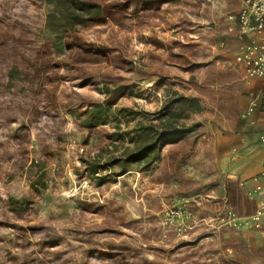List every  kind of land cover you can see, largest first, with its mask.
Wrapping results in <instances>:
<instances>
[{"label":"rangeland","instance_id":"1","mask_svg":"<svg viewBox=\"0 0 264 264\" xmlns=\"http://www.w3.org/2000/svg\"><path fill=\"white\" fill-rule=\"evenodd\" d=\"M153 1L0 0V264H264L257 233L210 240L205 224L235 163L264 164L255 116L240 117L245 88L213 56L236 50L221 18L237 2L203 0L206 39L198 0ZM82 3L101 6V22ZM195 126L177 145L162 136ZM176 209L197 221L185 239L162 223Z\"/></svg>","mask_w":264,"mask_h":264},{"label":"built area","instance_id":"2","mask_svg":"<svg viewBox=\"0 0 264 264\" xmlns=\"http://www.w3.org/2000/svg\"><path fill=\"white\" fill-rule=\"evenodd\" d=\"M207 2L210 0H206ZM237 7L223 15L227 32L234 33L236 50L226 58V64L235 70L240 83L245 88L248 101L240 117L251 119L256 112L260 113V125L257 142L264 147V0H236ZM225 41L219 42V47ZM242 193L256 203L255 210L249 215H241L232 209L224 197L221 211L213 221L206 220L208 235L215 231L232 230L246 235L257 233L264 239V166L251 177L237 181ZM185 212L181 209L166 211L162 219L164 225H176V236L185 239L184 233L193 225L185 224Z\"/></svg>","mask_w":264,"mask_h":264},{"label":"trees","instance_id":"3","mask_svg":"<svg viewBox=\"0 0 264 264\" xmlns=\"http://www.w3.org/2000/svg\"><path fill=\"white\" fill-rule=\"evenodd\" d=\"M173 1L174 0H155V1H153V5L152 6L154 8H157V10H159L163 6H165L167 4H170ZM197 2H195L197 8L200 7L199 9L205 14L204 17H203V21H205L208 24V27H206V29L209 30V31H205L206 34L202 32L203 38L209 39V38L212 37L210 32L211 31L213 32L212 23H214V21L212 19V16L209 15L210 14V6H209V3H207L206 1L203 2V0L202 1L198 0ZM79 7H80V9L83 12H85L87 14L86 21H91V22H94V23L101 22V14H102L101 6H99V5L95 4V3H91V4L82 3L81 6H79ZM145 10H147V9H145ZM70 14H71V17L69 18V22H70L69 24L70 25H72V24L74 25L75 24V20H76L78 15L76 13L74 14V12H71ZM221 22L224 25L225 34H227L228 36H231V39L234 40V33L227 32L226 22L224 21L223 18H221ZM70 25H69V27H70ZM215 31H216V29H215ZM214 33H216V32H214ZM182 44L187 45V43H182ZM225 44H226V42H225ZM213 45H214V43L209 45L210 50H211V47ZM169 50L171 51L172 49L170 48ZM170 54H171V57L173 58V60H178L179 62H183V60H182L183 56L181 54H175V53H173V51ZM213 56L216 57V59L225 62V59H224V57L221 54L217 53V54H215ZM194 57L198 58L199 54H197V55L194 54ZM197 64H199V63H197ZM197 64L195 65L196 71H193L194 72L193 75H195V77H196V75L199 76V73H198L197 69H200L201 67H204V68H206V70H209V71H206V72H212V70H214L213 67H212V63H210V62H206L205 65H200V64L197 65ZM229 72H230L231 76H233L236 79L234 83L237 84L239 82V84H240V79H239L238 73L235 70H233V69H229ZM10 76L11 75L9 73L8 74V79L9 80H11ZM122 88L123 87L117 85L114 89H112L110 91L109 94L110 95L111 94H113V95L120 94ZM173 101H177L178 104H180L182 102H187L189 104V108L192 109V111L194 113L201 112L200 111L201 110L200 109L201 106L199 105L198 99L196 97H187V98L180 97V98L175 99ZM92 108H93V109H91L92 111L89 112L88 119L85 121V127H93V126L98 124V122L95 119V112L96 111L98 112V110L101 109V105L97 104V105H95ZM197 128H200L199 125L197 126ZM194 129H196V126L195 127H191L190 129H187L186 131H179L178 132V131H175V130L174 131L171 130V131H169L167 133H163L162 136H173L168 141L169 145L173 146V145H177L178 143H180L185 138L184 136H185L186 132L193 131ZM152 150H153V145L147 147V149H145L144 152H150ZM224 191H225L224 197L226 198L227 203H228L229 206H231L235 202L237 203V207L238 208H236V211L239 214H241V215H249L255 210V208H256L255 201L254 200H249L242 193L240 187L238 186L237 180L227 179L225 181V184H224ZM186 243H189V241H186ZM60 264H62V263H60Z\"/></svg>","mask_w":264,"mask_h":264},{"label":"crops","instance_id":"4","mask_svg":"<svg viewBox=\"0 0 264 264\" xmlns=\"http://www.w3.org/2000/svg\"><path fill=\"white\" fill-rule=\"evenodd\" d=\"M254 119L256 120V122L260 125V113L256 112L254 114ZM247 165H249L248 167H246ZM264 166L262 160H259V163H235V165L232 167L230 172H227L225 174V177H227V179H231V180H244L247 179L249 177H251L252 175H254L255 173H257L262 167ZM219 168H221V172L223 173L225 171V163H220ZM226 181V180H225ZM224 184L223 183V191H224ZM225 193V191H224ZM242 237L245 239V241L247 242V244L249 245V241L246 239L245 235H242ZM208 239V237H207ZM210 240H213V237L210 236L209 238ZM186 241L193 242V240L191 239H187ZM252 244H254L255 246H258V242L257 241H252Z\"/></svg>","mask_w":264,"mask_h":264}]
</instances>
